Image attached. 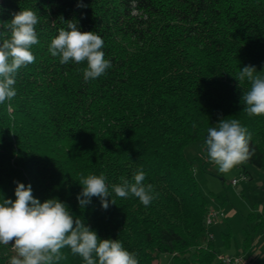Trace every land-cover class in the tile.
<instances>
[{"label": "trees", "instance_id": "trees-1", "mask_svg": "<svg viewBox=\"0 0 264 264\" xmlns=\"http://www.w3.org/2000/svg\"><path fill=\"white\" fill-rule=\"evenodd\" d=\"M0 0V21L32 9L39 44L35 62L18 70L17 95L0 104V202L15 200L16 182L31 185L41 203L58 198L101 239H118L139 264H156L161 252L173 264H223L206 240L207 199L193 173L186 146L199 142L208 156L207 129L237 119L252 134L264 169V115L249 116L242 96L250 83L235 78L253 65L264 76V0ZM69 20L104 40L112 67L85 82L87 62L61 64L48 48ZM10 35L6 29H0ZM143 169L155 198L115 196L121 178L133 182ZM243 175L247 171L242 169ZM104 174L115 204L93 197L81 208L79 183ZM109 197V200H111ZM242 252L264 234V214L244 217ZM59 264H85L65 247ZM11 245L0 244V264Z\"/></svg>", "mask_w": 264, "mask_h": 264}, {"label": "clouds", "instance_id": "clouds-1", "mask_svg": "<svg viewBox=\"0 0 264 264\" xmlns=\"http://www.w3.org/2000/svg\"><path fill=\"white\" fill-rule=\"evenodd\" d=\"M77 6L87 7L83 0H78ZM38 23L39 16L32 9L14 13L7 22L0 21V29L10 33L0 32V104L17 95L18 70L35 62L31 48L40 42L36 31ZM103 48L104 40L100 35L94 31H81L77 21L69 20L67 30H59L48 50L53 57H59L61 64L86 61L83 78L87 82L105 75L112 67ZM235 78L239 84L245 80L250 83V89L242 96L244 111L249 116L264 115V76L258 74L255 66L248 65ZM207 133L208 159L221 173L230 172L255 154L250 145L252 134L237 119H221L216 126L208 128ZM145 177V172L140 169L133 174V182L121 178L120 184L112 185L115 196L128 198L131 195L148 206L155 195L153 185L144 183ZM106 181L104 174L89 175L80 180L83 187L77 200L81 208L90 204L93 197L100 199L105 210L110 203L116 205ZM16 185V199L0 202V244L11 245L16 253L10 264H59L65 259L61 252L65 247L82 257L85 264H139L136 255L120 240L101 239L80 217H74L65 202L50 198L41 203L33 196L30 184L26 186L17 181Z\"/></svg>", "mask_w": 264, "mask_h": 264}, {"label": "rangeland", "instance_id": "rangeland-1", "mask_svg": "<svg viewBox=\"0 0 264 264\" xmlns=\"http://www.w3.org/2000/svg\"><path fill=\"white\" fill-rule=\"evenodd\" d=\"M185 154L190 159H208V156L203 157L199 142L189 143ZM206 166L207 171H204L195 160L193 168L196 169L194 175L198 187L207 199L208 208H218L225 216L209 226L213 245L219 255H241L244 217L250 212L264 214V169L245 162L228 173H221L214 163ZM243 168L250 179L242 178ZM233 179H237L234 185ZM244 256H253L251 261L254 264H264V234L257 235L251 241V247ZM155 263L173 264L171 255L165 252L158 254Z\"/></svg>", "mask_w": 264, "mask_h": 264}, {"label": "built area", "instance_id": "built-area-1", "mask_svg": "<svg viewBox=\"0 0 264 264\" xmlns=\"http://www.w3.org/2000/svg\"><path fill=\"white\" fill-rule=\"evenodd\" d=\"M243 179H246V176H242ZM237 179L232 180V184H236ZM219 218H224V214L219 209L208 208L205 215V226L208 229L207 231V241L212 240L213 236L209 230V226L215 223ZM216 259L223 264H254L249 258H246L243 254L241 255H219L217 254Z\"/></svg>", "mask_w": 264, "mask_h": 264}, {"label": "crops", "instance_id": "crops-1", "mask_svg": "<svg viewBox=\"0 0 264 264\" xmlns=\"http://www.w3.org/2000/svg\"><path fill=\"white\" fill-rule=\"evenodd\" d=\"M245 176V175H244ZM250 179V175L247 173L246 174V179L245 180H248ZM216 209V208H215ZM218 209V208H217ZM225 217V216H224ZM243 254L245 255V253L243 252ZM253 256H250L249 259L252 260Z\"/></svg>", "mask_w": 264, "mask_h": 264}]
</instances>
